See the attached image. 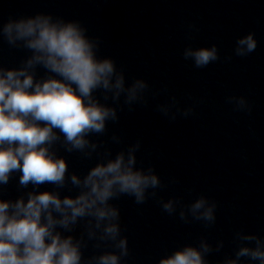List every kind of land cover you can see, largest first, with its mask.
<instances>
[{
  "label": "clouds",
  "instance_id": "clouds-1",
  "mask_svg": "<svg viewBox=\"0 0 264 264\" xmlns=\"http://www.w3.org/2000/svg\"><path fill=\"white\" fill-rule=\"evenodd\" d=\"M188 29L198 31L195 24ZM0 41L29 53L18 66L0 61V264H125L129 241L123 235L120 207L113 203L122 197L132 198L136 205L155 200L163 212L178 215L185 224L202 222L206 229L216 224L215 199L200 194L185 203L181 196L165 200L159 194L168 185L154 165L145 167L138 160L141 139L115 155L108 141L92 139L105 136L125 107L130 112L136 105L147 107L150 97L166 92V87L154 91L141 77L128 83L124 67L98 54L101 38L90 36L78 19L51 12L10 16L0 21ZM257 46L255 33L248 32L236 39L233 54L247 57ZM182 55L197 69L221 59L216 44L188 45ZM38 69H43L42 75ZM199 102L181 107L171 96L158 103L156 111L174 122L178 116L195 115ZM225 102L234 112L252 113L253 105L244 95H229ZM109 140L113 145L124 143L116 132ZM61 148L96 162L83 175L70 171ZM16 174L18 188L27 191L5 198L6 186ZM44 185L52 188L41 190ZM65 190L76 194H62ZM231 244L233 253H225L217 264H264V237L240 229ZM90 245L93 253L86 256ZM224 247L222 239L213 245L201 236L197 243L162 256L157 264H210L208 257Z\"/></svg>",
  "mask_w": 264,
  "mask_h": 264
}]
</instances>
